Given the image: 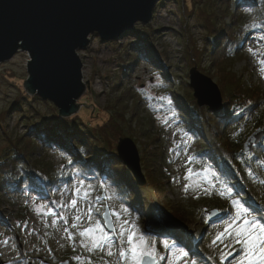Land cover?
I'll return each instance as SVG.
<instances>
[{"label": "rangeland", "instance_id": "obj_1", "mask_svg": "<svg viewBox=\"0 0 264 264\" xmlns=\"http://www.w3.org/2000/svg\"><path fill=\"white\" fill-rule=\"evenodd\" d=\"M159 1L161 3L156 6L148 24L134 25L141 33H144L143 27L148 25L159 29L151 40L150 61L138 58L134 62L130 57L124 58L125 48L137 39L134 32L109 42L101 41L97 35L92 34L87 48L78 51L82 61L81 73L85 91L77 100V103L81 104L77 113L87 114L89 120L105 118L107 112L103 108H114L111 106L112 100L126 88L130 90L134 98L127 101L131 110L126 116H135L133 115V121L124 127L125 136L134 140L140 156L146 146L151 150L158 143L161 145L164 158L158 159L153 165L155 178L150 179V176H147L149 186L143 189L133 188L132 197L128 202H124L116 195L119 189L112 181L89 175L84 171L85 168L69 164L70 161L60 152L46 148L44 155L55 170L63 171L65 165L69 164L67 169L73 174L67 186L57 189L54 193L40 189L41 195L34 197L18 189L2 194L0 264H58L64 260H68L69 264H127L125 259L118 256L121 247H128L127 233L123 238L119 235L122 226H134L136 235L133 240L145 251L153 253L143 257L149 258L150 261L153 259L152 264H238L244 255L242 245L236 242L234 231L243 223V218L236 219L237 209L232 201H239L248 210V219L264 217V155L258 154L257 149L251 151L247 159L256 156L255 166L251 168L246 165L242 171L238 170L231 162L220 138L212 135L208 129L196 125L199 118L189 121L194 132L173 112L170 96L161 87L159 77L160 74L168 80L177 74L186 77L188 70L179 68L185 65V62L181 44L174 34L186 27L192 34L196 47L201 49L205 30L197 14L198 9L205 6L202 1L197 2L194 12L183 23L180 18L181 7L175 0L157 2ZM190 6L188 3L189 8ZM231 11L234 15L239 13L235 1ZM163 50L168 53L165 61H161L157 55ZM243 51V59L234 64L233 71L261 88L264 95V64L260 63L264 60V29L246 33ZM27 60L28 55L18 51L11 59L0 64V114L9 110L4 121L0 118V155L11 148V142H15L26 130L24 121L19 117L20 112L10 106L21 90L25 92L23 83L28 76ZM208 65L209 61L204 57L201 66L206 68ZM123 68L124 73L120 70ZM209 78L216 82L215 77ZM118 79H121V85L115 88ZM186 79L188 82V74ZM173 88L179 95L182 94L176 86ZM45 101L47 103L44 100L31 102L33 122L41 123L42 116L51 115L50 105H54ZM132 102L135 105H132ZM26 103L19 107L23 112L30 109ZM55 109L57 110L56 107ZM136 123L140 126L137 127ZM147 129L150 132V140L157 138L153 144L148 145L147 138L145 141L131 136L134 131L146 132ZM71 142L68 146L79 162H93L99 158L92 153L81 157L74 149V142ZM112 143L116 147L117 142ZM202 150L214 151L222 158V162L232 170L234 182L244 192L243 199L233 185L221 179L216 167L208 165L214 164L210 156L197 154ZM154 156L150 154L148 162L154 161ZM140 164L144 173L146 166L143 169L141 161ZM128 174L131 176L129 171ZM122 179L125 180V177ZM77 188L82 189L79 194L76 192ZM227 189H231V192ZM85 190L87 196L84 195ZM150 195L151 198L147 200ZM97 197L100 199L97 200ZM73 199L77 201L75 207L71 204ZM105 206L110 213L112 231L105 228L102 219ZM176 211H183V220L173 216ZM78 216L79 220L76 219ZM124 221H128V224H123ZM97 222L111 240V257L107 256L108 246L89 251L81 243V240H84L85 244H90L91 237H81L79 231L95 226ZM73 224H76V227H73ZM66 228L73 234L72 239H69L68 232H65ZM140 237L145 243H140ZM153 237H172L176 239L178 247L165 248L164 243L154 241ZM179 246L186 249L187 255L177 260ZM76 257H80L79 261ZM95 258H99L100 262L96 263Z\"/></svg>", "mask_w": 264, "mask_h": 264}, {"label": "trees", "instance_id": "obj_2", "mask_svg": "<svg viewBox=\"0 0 264 264\" xmlns=\"http://www.w3.org/2000/svg\"><path fill=\"white\" fill-rule=\"evenodd\" d=\"M175 1L181 7L182 15L180 18L183 23H185L188 16L192 15L197 2L202 1L205 6L198 9L197 14L201 26L205 30L204 44L201 49L196 47L193 36L186 27L174 34V37L181 44L182 57L185 62V65H181L179 68H185L189 71L191 67L195 66L205 76L215 77V83L218 85L222 97V110L213 113L207 107L197 105L192 89L186 79L188 73L185 74L186 77L177 74L169 80L160 74L161 87L170 96L172 110L181 121L190 126V119L199 118L196 125L202 129H208L212 135L220 138L231 162L238 170L242 171L243 166L246 165L253 168L256 164L254 163L256 156L251 159H247V156L255 149H257L258 154L264 155V135L259 144L254 145L250 152L243 151V142L248 134L257 128L264 130V95L261 88L244 80L243 76L233 71V67L237 61L243 59V44L246 33L264 29V0ZM234 1L239 10L238 15H234L231 11ZM160 3V1L156 3L154 10ZM188 3L191 4L190 8ZM226 19L230 21H226ZM143 28L144 33H141L135 27L123 34L134 32L137 37L134 42L125 48L124 58L129 59L130 57L134 62L138 58L150 61L151 40L154 33L159 29L152 28L149 25ZM157 55L161 61H165L168 57L166 50ZM204 57H207L209 61L206 68L201 66ZM153 61L156 62L154 59ZM154 67H156L155 64ZM120 70L123 73L125 71L124 68ZM120 85L121 79H118L114 87L117 88ZM174 86L182 91L181 95L173 88ZM133 98V93L130 94V90L128 91L126 88L121 95L112 100V105H110L114 108H108V106L103 108L107 113L106 117L100 120H89V117L87 119L88 115H81V112L71 117H60L55 107L50 105L51 115L49 117L42 116L41 123H35L31 120L33 114L30 108L31 102H35V100L42 101V99L36 95L28 96L27 93L21 90L10 107L12 109L16 108L20 112L19 117L24 121L23 126L26 130L23 135L15 139V142H11V148L0 155V205L3 193L15 192L18 189L38 197L42 193L39 192L40 189H44L47 193H54L57 189L65 188L73 174L71 170L67 169L71 163L85 168L84 171L89 175L112 181L119 189V193H116V195L124 202H128L132 197L133 188L143 189L149 186L147 176H150V179L155 178L153 170L155 161L164 158L161 145L158 143L151 150H149V146H146L143 150L144 153L141 154L140 161L143 163V169L145 166L147 169L144 171L146 185L139 186L132 176H129L128 170L119 159L116 147L112 143L113 141L117 142L120 137L126 135L124 127L134 119V114L126 116L128 112L130 114L131 110L127 105V101ZM24 102H27L26 105L30 108L26 112L19 108ZM132 105H135V103L132 102ZM110 110L111 112H109ZM8 113L9 110H6L0 114L1 121H4ZM136 125L137 127L140 126L139 123H136ZM191 129L193 130L192 127ZM132 133L131 136L137 137L139 140L146 141L145 138H147L148 145L155 143L157 140L156 137L150 140L151 136L148 129L146 132L141 130ZM71 141L74 142V149L81 157L84 158L88 153H92L98 155L99 158L93 162L88 161L86 163L83 160L79 162L68 146L69 143H72ZM46 148L60 152L70 161L69 164L65 165L63 171L55 170L52 164L47 161L44 155ZM42 152L43 154H41ZM150 154H154L155 159L148 162ZM197 154L210 156L209 158L214 161V164L209 163L208 165L216 167L221 179L233 185L235 191L243 199L244 192L234 182L232 170L222 162L220 156L214 151L206 152L205 150L197 152ZM35 155L37 156L35 157ZM123 176L125 180L122 179ZM150 198L151 195L147 200ZM177 211L176 215L173 216L183 220V211L180 212L181 214ZM153 238L156 242L164 243V241H167L169 245L174 244L178 247L176 239L172 237ZM179 250L186 253V249L182 246H179ZM94 261L96 263L100 262L99 258H95Z\"/></svg>", "mask_w": 264, "mask_h": 264}, {"label": "water", "instance_id": "obj_3", "mask_svg": "<svg viewBox=\"0 0 264 264\" xmlns=\"http://www.w3.org/2000/svg\"><path fill=\"white\" fill-rule=\"evenodd\" d=\"M158 0H0V64L18 51L28 55L25 92L51 102L60 117L76 114L77 100L85 91L82 61L78 51L87 48L90 35L115 41L136 23L148 24ZM188 84L199 107L222 110L218 85L195 66L188 71ZM264 130L257 128L243 142L250 152L259 144ZM116 153L135 183H146L140 156L130 137H120ZM210 219L213 215L210 212ZM104 226L112 231L108 207L102 214ZM144 258L142 264H152ZM58 264H69L68 260Z\"/></svg>", "mask_w": 264, "mask_h": 264}, {"label": "snow or ice", "instance_id": "obj_4", "mask_svg": "<svg viewBox=\"0 0 264 264\" xmlns=\"http://www.w3.org/2000/svg\"><path fill=\"white\" fill-rule=\"evenodd\" d=\"M260 63L264 64V60L260 61ZM189 175H191V170H189ZM81 191V188L76 189L78 194ZM227 191L230 193L231 189H227ZM84 195H88L86 190L84 191ZM96 199L99 200L100 198L97 197ZM76 203L77 201L75 199L71 201L73 207L76 206ZM232 203L236 205V219L243 218V223L238 225L234 230L236 242L242 245L244 251V255L240 258L238 264H264V222H262L264 221V217H252L251 219H248V210L237 200H233ZM125 211H127V209H125ZM90 212L91 208L89 209V213ZM76 219L79 220L80 217L78 216ZM89 219H91L90 216ZM123 224H128V221H124ZM73 227H76V224H73ZM229 227L232 226L229 225ZM65 232H68L67 228L65 229ZM126 233L128 247H121L118 251V256L125 259L127 264H141L144 256H151L153 253L145 251L141 248L140 244L134 242L133 237L136 235L134 226L130 228H124L122 226L119 234L121 238H123ZM79 235L81 237H91L90 244H85L84 240H81V243L88 248L89 251L96 248L103 249L105 246H108L107 256L111 257L113 255V252L111 251V240L109 236L105 234L99 222H97L95 226H90L83 231H79ZM72 236L73 234L68 232L69 239H72ZM217 239H219V236ZM139 240L141 244L145 243L142 237H140ZM164 247H175V245H169V243L165 241ZM186 255V253L181 251L176 259L179 260ZM76 259L79 261L80 257H76ZM193 264H195V262H193Z\"/></svg>", "mask_w": 264, "mask_h": 264}, {"label": "bare ground", "instance_id": "obj_5", "mask_svg": "<svg viewBox=\"0 0 264 264\" xmlns=\"http://www.w3.org/2000/svg\"><path fill=\"white\" fill-rule=\"evenodd\" d=\"M123 137H125V136H123ZM130 138H131V137H130ZM132 140H133V139H132ZM117 141H118V140H117ZM133 141H134V140H133ZM134 143H135V142H134ZM116 144H117V143H116ZM135 145H136V144H135ZM138 152H139V150H138ZM139 156H140V154H139ZM144 185H146V183H145ZM144 185H143V186H144Z\"/></svg>", "mask_w": 264, "mask_h": 264}]
</instances>
